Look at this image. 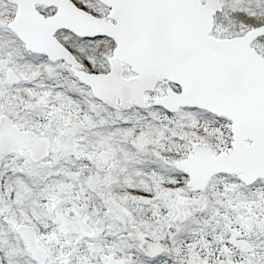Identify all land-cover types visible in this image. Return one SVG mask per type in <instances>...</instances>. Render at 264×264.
<instances>
[{
  "label": "snow or ice",
  "instance_id": "obj_1",
  "mask_svg": "<svg viewBox=\"0 0 264 264\" xmlns=\"http://www.w3.org/2000/svg\"><path fill=\"white\" fill-rule=\"evenodd\" d=\"M0 264H264V0H0Z\"/></svg>",
  "mask_w": 264,
  "mask_h": 264
}]
</instances>
